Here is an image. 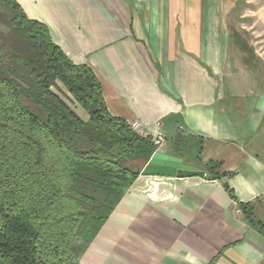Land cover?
<instances>
[{"label":"crops","instance_id":"obj_1","mask_svg":"<svg viewBox=\"0 0 264 264\" xmlns=\"http://www.w3.org/2000/svg\"><path fill=\"white\" fill-rule=\"evenodd\" d=\"M16 1L94 70L112 115L139 121L157 151L231 174L138 176L81 264H264L240 206L264 223V0L243 13L233 0ZM195 142L196 162L180 153Z\"/></svg>","mask_w":264,"mask_h":264},{"label":"trees","instance_id":"obj_2","mask_svg":"<svg viewBox=\"0 0 264 264\" xmlns=\"http://www.w3.org/2000/svg\"><path fill=\"white\" fill-rule=\"evenodd\" d=\"M0 4L9 26L0 44V264H81L158 143L111 114L94 70L74 63L44 24L16 0ZM59 82L88 120L54 90ZM220 167L211 161L207 178L231 175ZM240 206L264 234L253 204Z\"/></svg>","mask_w":264,"mask_h":264},{"label":"water","instance_id":"obj_3","mask_svg":"<svg viewBox=\"0 0 264 264\" xmlns=\"http://www.w3.org/2000/svg\"><path fill=\"white\" fill-rule=\"evenodd\" d=\"M140 175L160 177H206L204 169L185 163L179 156L156 151L143 169Z\"/></svg>","mask_w":264,"mask_h":264},{"label":"rangeland","instance_id":"obj_4","mask_svg":"<svg viewBox=\"0 0 264 264\" xmlns=\"http://www.w3.org/2000/svg\"><path fill=\"white\" fill-rule=\"evenodd\" d=\"M233 1L241 2V3H239V5H240L239 9L243 13V0H233ZM4 12H5V8L0 4V44L2 42V35L6 34L9 31V26L7 25V23L4 22L5 19L3 16L6 13V12L5 13ZM54 90L63 99H65L70 104V106L76 110V112L78 114H82V111H83L82 107L74 100L73 96L70 94V92L66 89V87L62 83L59 82V88L55 87ZM187 140L188 141H186V142H190V144H191L192 140H190V139H187ZM198 145H199V143L195 142L193 144V147H194L193 150H190V151L187 150L188 152L185 150H182L180 153L183 155L186 154L188 160L192 159V161L196 162L195 158H196V155L198 154ZM185 163L193 165L192 162H189L186 159H185Z\"/></svg>","mask_w":264,"mask_h":264},{"label":"built area","instance_id":"obj_5","mask_svg":"<svg viewBox=\"0 0 264 264\" xmlns=\"http://www.w3.org/2000/svg\"><path fill=\"white\" fill-rule=\"evenodd\" d=\"M131 125H132V127H133L136 131H138L139 128H140V123H139V121H135V122H133ZM154 140H155V139H154ZM155 141H156V143H158L157 140H155Z\"/></svg>","mask_w":264,"mask_h":264}]
</instances>
